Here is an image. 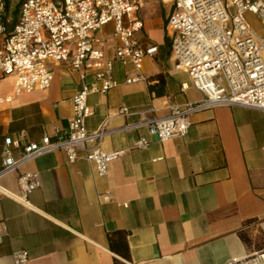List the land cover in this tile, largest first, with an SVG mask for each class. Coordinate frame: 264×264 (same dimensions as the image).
<instances>
[{
    "label": "crops",
    "instance_id": "0c3cea01",
    "mask_svg": "<svg viewBox=\"0 0 264 264\" xmlns=\"http://www.w3.org/2000/svg\"><path fill=\"white\" fill-rule=\"evenodd\" d=\"M170 9L155 0L139 12L144 27L136 37L141 46H156L157 54L139 69L115 62L116 86L88 97L86 131L105 125L100 148L123 151L105 177L83 151L72 163L57 151L0 176V264H14L18 251L28 254L24 264H229L264 249V112L240 106L205 110L189 117L185 136L164 143L145 127L125 129L141 120L136 112L162 119L203 99L189 76L174 69L165 45ZM97 35L105 58L113 59L111 26ZM50 70V88L28 94L17 95L14 80L0 78V99L11 98L0 102V171L5 138L22 146L67 130L79 75L67 64ZM157 75L164 79L161 96L150 90ZM136 76L143 79L126 83ZM122 108L130 114H120ZM141 138L147 147L135 146ZM11 149L18 159L20 149ZM21 174L36 175L39 182L26 204L15 201ZM115 231L127 235L128 261L109 250L107 236Z\"/></svg>",
    "mask_w": 264,
    "mask_h": 264
},
{
    "label": "built area",
    "instance_id": "2783aa9c",
    "mask_svg": "<svg viewBox=\"0 0 264 264\" xmlns=\"http://www.w3.org/2000/svg\"><path fill=\"white\" fill-rule=\"evenodd\" d=\"M155 0H25L19 8L16 24L8 32L3 24L4 0H0V78L14 80L15 93L28 94L50 88V65L67 64L79 75L80 87L72 98L73 117L65 132L55 130L38 143L20 144L5 138L0 176L17 170L29 160L61 151L68 162L78 158L92 163L99 177L108 173V165L123 151L105 152L101 139L108 132L105 125L89 133L86 120L92 115L87 100L90 94L106 93L116 86L113 65L131 64L139 69L147 57L157 54V47L141 46L136 34L144 25L139 12ZM170 5L165 34L174 69L186 73L203 99L172 109L162 119H146V110L138 123L125 129L145 127L161 143L186 135L193 114L221 106H240L264 112V36H259L245 21L254 14L264 28L263 0H160ZM111 26L116 42L113 59L104 56L100 29ZM131 77L126 83L137 82ZM10 97L0 99L10 101ZM120 114H130L122 108ZM149 145L139 139L137 148ZM12 147L21 155L13 158ZM20 196L15 201L26 204L28 195L39 187L36 175L18 177ZM14 264L28 260L25 251L13 254ZM229 264H264V249Z\"/></svg>",
    "mask_w": 264,
    "mask_h": 264
},
{
    "label": "trees",
    "instance_id": "16d2710c",
    "mask_svg": "<svg viewBox=\"0 0 264 264\" xmlns=\"http://www.w3.org/2000/svg\"><path fill=\"white\" fill-rule=\"evenodd\" d=\"M25 0H17V2L12 5V0H4V9H3V15L2 20L3 24L5 26L6 31L10 32L13 30L17 17L19 8L21 7L22 3ZM165 45L169 48V42L165 41ZM157 80V83L150 88L151 91H154L157 96L163 95V88H164V79L161 77V75H157L155 77ZM241 238L243 241H247L246 237L242 235ZM108 246L109 250L117 255L118 257L128 261L129 260V249L127 245V235L124 231H115L112 233H109L107 236ZM114 264H122L117 259H114Z\"/></svg>",
    "mask_w": 264,
    "mask_h": 264
},
{
    "label": "rangeland",
    "instance_id": "374dc122",
    "mask_svg": "<svg viewBox=\"0 0 264 264\" xmlns=\"http://www.w3.org/2000/svg\"><path fill=\"white\" fill-rule=\"evenodd\" d=\"M16 2H17V0H12V5H14ZM158 13H160V12H158ZM244 18H245V21L247 22V24L250 25L251 29H253L257 35H259L261 37L264 36V28H263L260 20L258 19V17L256 15L247 14L244 16ZM157 36H158L157 39L160 41V39H161L160 31H158Z\"/></svg>",
    "mask_w": 264,
    "mask_h": 264
}]
</instances>
